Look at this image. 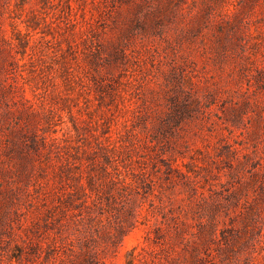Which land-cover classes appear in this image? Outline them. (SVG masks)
Masks as SVG:
<instances>
[{
    "label": "rangeland",
    "instance_id": "374dc122",
    "mask_svg": "<svg viewBox=\"0 0 264 264\" xmlns=\"http://www.w3.org/2000/svg\"><path fill=\"white\" fill-rule=\"evenodd\" d=\"M129 263L264 264V0H0V264Z\"/></svg>",
    "mask_w": 264,
    "mask_h": 264
},
{
    "label": "trees",
    "instance_id": "16d2710c",
    "mask_svg": "<svg viewBox=\"0 0 264 264\" xmlns=\"http://www.w3.org/2000/svg\"><path fill=\"white\" fill-rule=\"evenodd\" d=\"M116 183H119V184H121L122 185V190H125V189H127L131 184L130 183H128L126 180H121V179H119ZM130 264V263H129Z\"/></svg>",
    "mask_w": 264,
    "mask_h": 264
}]
</instances>
